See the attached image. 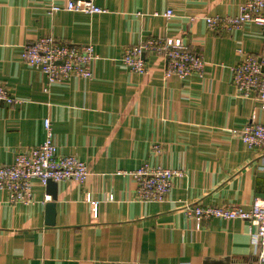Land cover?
Listing matches in <instances>:
<instances>
[{"label":"crops","instance_id":"obj_1","mask_svg":"<svg viewBox=\"0 0 264 264\" xmlns=\"http://www.w3.org/2000/svg\"><path fill=\"white\" fill-rule=\"evenodd\" d=\"M92 1L106 11L49 13L66 0H0V84L17 99L0 103V164L41 143L48 117L58 152L76 155L89 170L84 182H56L50 226L46 186L34 180L28 204H12L0 190V264H253L250 222L212 217L195 226L183 207L248 210L264 198V148L238 136L251 121L264 124V110L236 93L231 72L239 49L264 54V29L206 25L205 16L238 15L246 0ZM46 35L92 45L93 76L47 86L19 56ZM149 37L179 38L202 56V75L165 78L164 59L149 53L142 55L145 74L127 69L125 48ZM155 143L160 152L151 151ZM143 163L183 169L162 201H139L133 179L117 173ZM87 195L98 202L96 216Z\"/></svg>","mask_w":264,"mask_h":264},{"label":"built area","instance_id":"obj_2","mask_svg":"<svg viewBox=\"0 0 264 264\" xmlns=\"http://www.w3.org/2000/svg\"><path fill=\"white\" fill-rule=\"evenodd\" d=\"M59 10L103 13L106 10L92 0H66L63 5L52 4L48 12ZM172 9L164 16L171 17ZM206 25L214 30L232 31L244 23H255L264 29V0H246L240 6L238 15L223 17H204ZM156 54L165 61L164 77H184L191 74L202 75L204 60L196 51L182 44L179 38L162 39L149 37L142 42L125 48L120 61L132 72H147L143 54ZM239 62L231 68L232 82L236 93L243 98L258 101L264 110V54L252 55L238 50ZM19 56L28 66L39 70L45 77V84L62 83L71 78L88 79L93 76L92 64L96 60L93 46L58 43L51 36H41L25 44ZM44 87V91H46ZM14 98L5 85L0 84V103H13ZM45 137L41 143L25 151L17 152L9 164H0V190H5L8 201L31 203L34 180L46 186L50 179L54 182L77 180L84 182L89 176L87 163L76 155L58 152L51 129L50 119L43 120ZM240 140L249 148H264V124L254 121L247 123L238 133ZM152 152H160L155 143ZM264 172V159L258 165ZM130 176L135 182L136 198L139 201H162L170 191L176 177L184 174L183 169L163 165L151 166L143 163L132 171H117ZM112 197L109 196V199ZM92 215H97L98 202L86 196ZM183 212L195 226L212 217L222 220L241 219L254 226L252 242L257 246V260L264 263V198L255 197L248 210L241 206H215L185 204Z\"/></svg>","mask_w":264,"mask_h":264},{"label":"water","instance_id":"obj_3","mask_svg":"<svg viewBox=\"0 0 264 264\" xmlns=\"http://www.w3.org/2000/svg\"><path fill=\"white\" fill-rule=\"evenodd\" d=\"M56 182L48 180L46 184L47 192L51 195V201L46 202L45 204V225H54V216H55V200H56ZM253 264H264L263 262H258L257 258Z\"/></svg>","mask_w":264,"mask_h":264}]
</instances>
